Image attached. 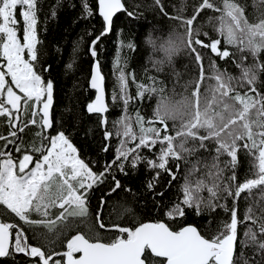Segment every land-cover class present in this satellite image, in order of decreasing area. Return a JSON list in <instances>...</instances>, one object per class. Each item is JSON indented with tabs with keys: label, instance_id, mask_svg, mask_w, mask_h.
<instances>
[{
	"label": "snow or ice",
	"instance_id": "snow-or-ice-1",
	"mask_svg": "<svg viewBox=\"0 0 264 264\" xmlns=\"http://www.w3.org/2000/svg\"><path fill=\"white\" fill-rule=\"evenodd\" d=\"M65 7L66 70L91 58L71 122L45 47ZM121 16L152 21L117 32L109 96ZM0 264H264V0H0Z\"/></svg>",
	"mask_w": 264,
	"mask_h": 264
},
{
	"label": "trees",
	"instance_id": "trees-1",
	"mask_svg": "<svg viewBox=\"0 0 264 264\" xmlns=\"http://www.w3.org/2000/svg\"><path fill=\"white\" fill-rule=\"evenodd\" d=\"M48 2L55 3V0H48ZM188 2L191 3V0H188ZM65 3H78V0H65ZM77 14L78 13L73 9L65 7L64 10L60 11L59 20L49 23L48 32L45 36V47L50 53L49 61L53 67V76L57 81L58 103L56 105V110L57 112H64L69 122L72 120V114L81 110L82 106L87 102L91 92V90H86L91 64V58L86 51L79 54V60L74 69L66 70L65 67L70 62L73 41L78 38L84 28L83 23H74ZM150 21H152V17L148 16L147 20H141L138 25L135 21L129 23L128 20L121 16L120 19L115 21L112 34L103 38V49H106V51H101V63L107 77L106 84L109 96L114 83L113 77L110 74V65L115 51L117 32L123 28L125 36H127L130 31H133L139 32L140 37L143 38L144 33L150 29ZM97 27H99V25H97ZM41 28H43V24H41ZM42 35L44 34L42 33ZM157 35H159V33H157ZM57 48H59L60 51H57ZM141 52L146 59L147 53L143 48ZM153 103L155 102L153 101ZM92 126L93 125H89V127ZM99 142V136H97L95 140L92 139L91 135H89L87 139H84L83 134L76 140V143L79 145L82 152H84L86 158L96 156L99 149ZM113 145H115V141H113ZM108 155L110 158L112 153L110 152ZM243 171L244 168L242 167L241 172L243 173ZM146 178L147 176L141 167L140 172L129 178L126 182L130 184L133 189H136ZM96 195L99 196V192H97ZM93 203H95V200ZM152 215L154 216L155 213ZM105 219H107V210Z\"/></svg>",
	"mask_w": 264,
	"mask_h": 264
},
{
	"label": "water",
	"instance_id": "water-1",
	"mask_svg": "<svg viewBox=\"0 0 264 264\" xmlns=\"http://www.w3.org/2000/svg\"><path fill=\"white\" fill-rule=\"evenodd\" d=\"M145 222H147V221H145Z\"/></svg>",
	"mask_w": 264,
	"mask_h": 264
}]
</instances>
